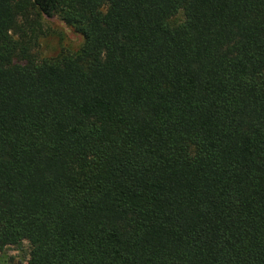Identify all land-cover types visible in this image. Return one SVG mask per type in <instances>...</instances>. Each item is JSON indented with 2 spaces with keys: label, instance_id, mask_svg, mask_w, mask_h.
<instances>
[{
  "label": "trees",
  "instance_id": "1",
  "mask_svg": "<svg viewBox=\"0 0 264 264\" xmlns=\"http://www.w3.org/2000/svg\"><path fill=\"white\" fill-rule=\"evenodd\" d=\"M54 16L82 45L37 60ZM0 235L27 264H264V0H0Z\"/></svg>",
  "mask_w": 264,
  "mask_h": 264
},
{
  "label": "rangeland",
  "instance_id": "2",
  "mask_svg": "<svg viewBox=\"0 0 264 264\" xmlns=\"http://www.w3.org/2000/svg\"><path fill=\"white\" fill-rule=\"evenodd\" d=\"M182 20V14L171 19L172 23ZM45 35L38 39L33 55L37 60L51 58L63 51H76L82 45L83 39L70 27L66 26L57 16L42 17ZM30 243L27 239L12 246L3 243L0 235V264H27Z\"/></svg>",
  "mask_w": 264,
  "mask_h": 264
}]
</instances>
